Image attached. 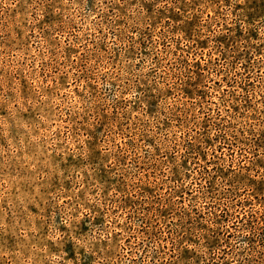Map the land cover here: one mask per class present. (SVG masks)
I'll use <instances>...</instances> for the list:
<instances>
[{"label": "rangeland", "instance_id": "obj_1", "mask_svg": "<svg viewBox=\"0 0 264 264\" xmlns=\"http://www.w3.org/2000/svg\"><path fill=\"white\" fill-rule=\"evenodd\" d=\"M0 264H264V0H0Z\"/></svg>", "mask_w": 264, "mask_h": 264}]
</instances>
